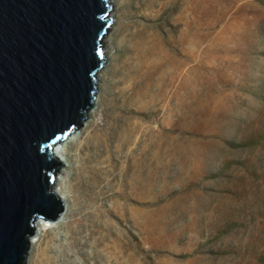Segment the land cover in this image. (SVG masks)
Here are the masks:
<instances>
[{
    "label": "rangeland",
    "instance_id": "1",
    "mask_svg": "<svg viewBox=\"0 0 264 264\" xmlns=\"http://www.w3.org/2000/svg\"><path fill=\"white\" fill-rule=\"evenodd\" d=\"M109 1L58 175L95 167L97 199L37 228L26 264H264V0H194L182 36L175 0Z\"/></svg>",
    "mask_w": 264,
    "mask_h": 264
},
{
    "label": "water",
    "instance_id": "2",
    "mask_svg": "<svg viewBox=\"0 0 264 264\" xmlns=\"http://www.w3.org/2000/svg\"><path fill=\"white\" fill-rule=\"evenodd\" d=\"M109 0H0V264H26L35 219L63 210L51 148L93 106Z\"/></svg>",
    "mask_w": 264,
    "mask_h": 264
},
{
    "label": "bare ground",
    "instance_id": "3",
    "mask_svg": "<svg viewBox=\"0 0 264 264\" xmlns=\"http://www.w3.org/2000/svg\"><path fill=\"white\" fill-rule=\"evenodd\" d=\"M159 1H163V0H159ZM175 4L177 5L176 11L178 13L176 19L181 21V23L184 25V28L180 31V35L182 36L186 32L185 26L187 27V30H191L193 27L195 4H194V0H175ZM109 5H110V1H109ZM108 17H109V12H108ZM96 102H97V96L95 95L93 100V106L90 110L87 111L86 115L92 114L94 112ZM84 122L85 121L82 122L81 127L73 131L63 141L55 144L51 148L52 156L56 158L60 163L62 162L60 156H62L63 145L67 142H71L74 139V137L78 134L77 131L80 132L81 129L84 127ZM60 173L61 170L58 172L55 179L52 181V185L50 186V192H53L60 199L63 205V210L60 213V215L55 220L51 221V224H57V225L63 224L64 219H66V216L69 217L70 212H68V208H67L68 207L67 201L69 199H71L72 206H75L76 204H80L82 201L91 202L94 199H97V196L93 192H91V190L94 187L96 178H98L99 175L95 167L89 169V171H86L83 165H79L73 171V174L75 175V183L74 184L66 183L65 185L63 184L62 186V178L58 176L60 175ZM83 177H86L87 179H90L92 181L90 184L92 186L89 187L88 189L85 188V185L82 182ZM111 180L114 183L118 181V179L115 177H113ZM42 225L46 226L47 225L46 221H43L42 219H35L33 222V229H34L33 234H35L37 228H40V226ZM32 237L29 242V246L32 243Z\"/></svg>",
    "mask_w": 264,
    "mask_h": 264
}]
</instances>
